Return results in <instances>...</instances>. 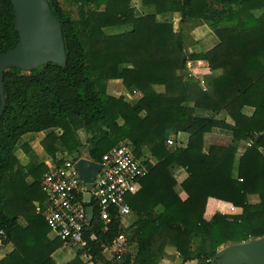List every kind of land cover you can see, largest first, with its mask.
Here are the masks:
<instances>
[{"label":"trees","instance_id":"16d2710c","mask_svg":"<svg viewBox=\"0 0 264 264\" xmlns=\"http://www.w3.org/2000/svg\"><path fill=\"white\" fill-rule=\"evenodd\" d=\"M46 1L61 26L66 65L49 63L28 73L11 68L3 75L0 248L12 249L0 264H56L52 256L63 246L50 237L43 217L40 183L47 166L26 144L20 148L27 165L14 155L22 136L40 132L47 133L41 146L57 165L84 156L100 163L120 143L136 158L144 147L155 160L146 162L141 193L126 196L137 217L131 228L114 218L105 226L94 213L84 247L65 264H84L83 254L93 264H160L169 248L179 264H213L222 247L264 237V0H66L74 17L57 0ZM133 1L154 13L137 15ZM165 14L179 15L177 31L157 20ZM190 21L208 24L217 39L211 49L186 50L183 26ZM14 24L10 0H0V55L18 43ZM125 25L129 31H104ZM194 61L218 72L205 77V88L182 75ZM112 80L137 92L136 102L107 94ZM244 108L252 110L249 116ZM198 110L209 116H196ZM213 129L229 131L231 143L204 152V136ZM166 130L187 134L186 143L173 140L169 147ZM57 151L64 153L59 161ZM173 165L186 173L184 198L174 191ZM248 196L258 201L250 203ZM210 198L218 206L206 218ZM158 205L160 213L154 211ZM121 233L135 250L108 259L103 250Z\"/></svg>","mask_w":264,"mask_h":264},{"label":"built area","instance_id":"2783aa9c","mask_svg":"<svg viewBox=\"0 0 264 264\" xmlns=\"http://www.w3.org/2000/svg\"><path fill=\"white\" fill-rule=\"evenodd\" d=\"M200 84L203 86V81ZM167 143L176 144L169 138ZM77 161L64 158L59 165L50 167L40 186L46 196L43 217L50 236L65 246L81 249L94 213L105 226L112 218L123 226L122 220L131 214L125 198L148 170L143 161L134 156L129 145L120 143L102 156L101 170L85 201L87 191L79 180ZM87 207L92 208L91 216L86 213ZM126 245V237L121 233L104 249L112 252V258L120 260Z\"/></svg>","mask_w":264,"mask_h":264},{"label":"water","instance_id":"95a60500","mask_svg":"<svg viewBox=\"0 0 264 264\" xmlns=\"http://www.w3.org/2000/svg\"><path fill=\"white\" fill-rule=\"evenodd\" d=\"M15 18L14 30L18 34L16 46L0 55V112L4 106L2 88L4 73L15 68L28 73L45 64L66 65V53L60 23L52 15L46 0H10ZM170 131L164 138L168 139ZM79 180L86 188L85 201L101 170L99 163L80 158L77 163ZM86 213L92 215V208ZM213 264H264V237L240 244H231L218 251Z\"/></svg>","mask_w":264,"mask_h":264},{"label":"crops","instance_id":"0c3cea01","mask_svg":"<svg viewBox=\"0 0 264 264\" xmlns=\"http://www.w3.org/2000/svg\"><path fill=\"white\" fill-rule=\"evenodd\" d=\"M139 9H140L138 11L139 15H141V14H150L149 12H146L145 8L141 7V5H140ZM167 15L169 17H172V21L168 20L169 17H165L164 15H160V16H163V18H161V21L158 20V16H157V20L160 21V22H170V23H172V25H173V22H174V24H175V22H179V15L178 14H167ZM130 28H131L130 25H125V26H119V27H112V28H108V29L105 28L104 31H105L106 34H118V33H121V32L129 31ZM173 28H174V25H173ZM178 29H179V27H178ZM196 41H197V43H194L195 44L194 50L192 49V50H190L188 52H194V53L206 52V51H202V50H199V51L195 50V47L197 46L199 40L196 39ZM188 64H189V66L187 68V71L186 72L183 71L182 75L184 74V78H186V79H191V81H197L198 85L200 87H202V88H205V77H207L209 75H218V72H211L210 69L208 68L207 64L205 62H203V61H194V62H190ZM200 81H203V83H204L203 86L200 84ZM159 90H161V89H159ZM106 91H107V94H109V95H111L113 97L122 96L124 98V100L127 103H129L130 105H132V104H134L136 102V100L138 98V95H139L137 92L136 93L127 92L123 88L120 80L108 81L107 84H106ZM245 109L246 108L243 109L244 114L249 116L251 114L252 110L250 108H248L249 112H246ZM196 116L207 117V116H209V113L205 112V111L198 110V111H196ZM226 122H227V124H230V125L233 124L232 121L230 120V118H228V117L226 118ZM166 131H170V134H169V137H168L169 139L176 141L181 146H183L186 143V140H187V137H188L187 134L182 133V134L185 135V137H184V140L180 141V140H177V136L180 133H176L173 130H166ZM46 134H47L46 132H40V133L26 134V135L22 136V138L19 140V142L17 143V145H16V147L14 149V155L16 156V158L18 159V161H19V163L21 165L25 166L30 161V159L23 153L22 149L20 148L22 144L28 145V147L39 158V160L44 162V164L47 166V170L50 167L57 165V162H54L55 160L52 157H50L49 155H47V153L44 151L43 147L41 146V141L46 136ZM80 135H82V133H80ZM165 140H167V139H165ZM230 143H231V133L229 131L221 130V129H213L210 133H208V134H206L204 136V152L207 151V148L210 145L228 146ZM167 145H168V143H167ZM245 145H246L245 143H242L238 147V151H237V154H236V161L234 163V171L237 170L238 158L242 154V152H243V150L245 148ZM54 146L57 149L59 147V144L55 143ZM168 146L171 147L173 145H168ZM63 156H64V153H61V151H59V152L57 151L56 152L57 161L61 160V157H63ZM82 158L89 159L87 156H84ZM138 159L142 160L143 163L145 164V166H146V162H149L151 164L155 163V160L152 158L150 152L144 147L140 150V155L138 156ZM169 170H170L172 178H174L175 181H176V186L174 187V191L176 193H179L180 197L184 198V195H183L184 193L181 192L180 184L186 178L185 171L182 168H180V167H178L176 165H173L172 167H170ZM147 174H148V172H147ZM142 179H140L138 181V183L136 184V186L133 189V191L127 197L133 196L136 193H137V195L139 193H141V191H142V182H141ZM25 181L28 184H31L33 182V179L31 177H28V178H26ZM126 198H125V201H126ZM248 201L250 203H256L258 201L257 196H248ZM217 206H218V202L216 200L211 199V198L208 199L207 204H206L205 217L206 218L211 217L216 212ZM162 210H163V208L160 205H158V206H156L154 208V211L156 213H160V212H162ZM37 211H38V209H37ZM130 211H131L130 216L122 220V225H123L125 230L128 227L131 228V224L134 223L136 221V219H137V217L134 214V212L131 209H130ZM8 247L10 248L9 251H11V249H12L11 245H9ZM65 247H67V246H64V248ZM64 248L62 247L60 249H64ZM60 249L57 250L53 255H54V257L60 255L59 257H61L62 260H64V257L61 254H59V251H61ZM134 250H135V244L128 245V252H133ZM103 255H105V254L103 253ZM165 257H166V259L163 258L164 260L162 259L160 264H179V262H178V254L177 253L168 251L166 253ZM107 258L110 259V257H107ZM59 261H61V259Z\"/></svg>","mask_w":264,"mask_h":264},{"label":"rangeland","instance_id":"374dc122","mask_svg":"<svg viewBox=\"0 0 264 264\" xmlns=\"http://www.w3.org/2000/svg\"><path fill=\"white\" fill-rule=\"evenodd\" d=\"M57 1L61 5V7L63 9H65V11H68L72 15V17L75 16V9L73 8L70 10V7H69L66 0H57ZM132 6L135 8L136 14L139 15L138 11L140 10L139 9L140 3L138 1H133ZM145 11L149 12L150 14L154 13L153 7H146ZM164 16L169 17L167 14H165ZM161 18H163V16H158V20L161 21ZM168 20L172 21V17H169ZM173 25H174V29L177 31L178 27H179L178 22H175V24L173 22ZM183 31L188 36V38L186 40V50L187 51H190L192 49L194 50V46H195L194 43H197L196 39L199 40L197 46L195 47V50H197V51H199V50L207 51L208 49H210L212 46H214L217 43L216 37L210 31V29L208 28V24L205 22H199V21L192 22V21H190L183 26ZM159 89L160 88H158L157 90H159ZM245 111L249 112V109L246 108ZM184 137H185V135L180 133L177 136V140H180V141L184 140ZM80 139L82 141H84V135L83 134L80 135ZM8 246L9 245H6V246H2L0 248V258L10 252L9 251L10 248ZM64 246H62V247L64 248ZM222 248H224V247H222ZM60 250L61 251H59V254H61L64 257V260H62V258L59 257L60 256L59 254H58L59 256L54 257V255H53V257H52L53 260L55 261V263H57V264H61V263L65 264V263L71 261L76 256L77 252L79 251V249L76 247H69L68 248V246L65 247L64 249H60ZM126 251L128 252V246L127 245L125 247V252ZM168 251L175 252L174 249H171V248L167 249L166 253ZM103 253L107 257L112 258L113 254L108 249H106V250L104 249ZM80 257H81L82 261L84 262V264H93V263L89 262V258L87 255L83 254ZM60 259H61V261H59ZM164 259H166V257H164Z\"/></svg>","mask_w":264,"mask_h":264}]
</instances>
